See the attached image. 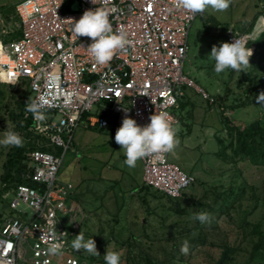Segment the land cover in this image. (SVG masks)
<instances>
[{
	"label": "built area",
	"instance_id": "1",
	"mask_svg": "<svg viewBox=\"0 0 264 264\" xmlns=\"http://www.w3.org/2000/svg\"><path fill=\"white\" fill-rule=\"evenodd\" d=\"M94 9L104 10L113 31L123 32L130 41L106 65L97 64L86 48L89 38L75 39L74 24L68 20H78ZM15 15L21 35L7 43L0 39V84H25L32 102L42 103L40 111L53 113L50 118L44 114L43 121L34 117L35 131L63 154L28 155L34 187L18 186L11 194L8 206L14 215L0 228V264H97L71 247L85 215L73 203V186L58 178L65 153L80 125L106 129L111 115L120 126L126 116L143 126L152 114L166 111L175 126L178 119L173 111L184 88L214 103L183 73L189 31L202 12L176 8L175 0H21ZM258 22L263 30L264 13ZM1 34L9 35L4 30ZM259 35L240 34L229 27L225 39L246 45ZM170 153L140 160L142 183L177 200L196 179L169 162ZM51 222L56 223L57 241L62 244L57 255L47 251Z\"/></svg>",
	"mask_w": 264,
	"mask_h": 264
},
{
	"label": "rangeland",
	"instance_id": "2",
	"mask_svg": "<svg viewBox=\"0 0 264 264\" xmlns=\"http://www.w3.org/2000/svg\"><path fill=\"white\" fill-rule=\"evenodd\" d=\"M20 1L0 0V9L4 5L13 6ZM261 6L260 0H230V6L227 10L218 12L207 7L202 12V16L196 18L192 23L183 73L211 97L223 96L225 94L224 84L227 83L228 104L246 98L244 90L248 84L245 83L240 87L237 85L239 78L244 79L240 72L235 71L231 78L229 70L220 74L215 73V62L208 57V54L214 45L219 46L223 42L216 37L221 33L224 24L233 27L235 31L241 34L243 30L250 28ZM17 19L15 14H9L8 20L3 14H0V39L4 42H10L12 40L11 35L19 30ZM211 19H214L220 26L210 29L209 34H207L205 31L207 29L206 23ZM252 28L249 34L260 33L259 22H256ZM2 30L9 35H2ZM247 70L249 71L248 68ZM253 74H257L253 81H258L260 73ZM17 91L19 92L21 89ZM12 94V90L7 85L0 84V139L3 138L4 132L14 131L15 126L10 114L15 111L16 106ZM183 94L184 101L189 103L183 108L173 111L177 119H180L174 126L179 143L169 154L168 160L178 165L183 172L192 175L196 182L181 199L174 200L175 203L185 209L186 214L183 216L169 210L171 205L166 200H154L151 196H147L145 207L150 206L154 214L149 218L145 217V232L149 235L150 241L155 243L153 247L157 250L160 249L159 246L169 249L174 241L175 243H183L188 238H194L196 232L187 233L185 231L197 225L193 216L200 212H206L212 216V223L210 225L200 224L202 227L218 226L222 231L220 237H223V231H229L231 240L235 238L236 221L238 222L241 212L249 211L250 214L246 216L247 221L253 224L262 222L264 228V168L254 167L243 162L235 170L234 166L219 160L215 156L219 149L215 135L221 132L222 126L218 120L219 111L217 107H210L201 95L192 89L184 88ZM260 95V90H258V93L251 97L252 105L234 112H228L229 119L235 121L236 125L241 128L257 118L264 121V103L259 102L258 97ZM53 120L58 121L59 117L55 116ZM119 127L120 125L117 124V129ZM102 130L103 132H98L97 129L86 130L83 125L78 127L63 158L58 178L61 182L73 186V203L80 206L85 215L86 224L82 225L80 232H86L88 236L102 241V244L96 245L97 251L105 254L115 250L122 256L124 250L118 246L115 239L108 240V243L105 241H107L109 232L112 231L119 235L116 236V239L122 241L128 237L130 230L137 236L141 235L139 227L142 223L140 226L133 224V222L130 223L134 218L130 215V211L134 202L132 194L137 193L138 195L137 188L142 186L143 166L140 160L137 161L134 168L126 166L124 164V150L120 149V146L114 141L116 130L114 132L109 129ZM220 135L226 136L222 133ZM10 147L0 146V176L3 173L2 166L5 154ZM231 185L243 186L246 189L242 201L237 204L234 211H231L234 223L230 222L227 217H222L216 221L219 212L192 206L188 203L187 199L195 198V200L209 204L215 210L217 205L212 196L214 190L219 189L222 192ZM251 187L256 189L257 203L251 201ZM142 195L145 196L144 193ZM2 199L9 204L11 194L2 196ZM135 210L137 211V207ZM2 211L6 210L3 202H0V212ZM147 212L148 210L144 209V213ZM141 217L143 216L141 215ZM114 219L119 220V225H114ZM177 231H182V233L178 235L177 233L180 232ZM212 236L216 239L213 234ZM74 238L71 239V242ZM168 238L172 240L164 242ZM210 251L215 255L218 252L217 249H210ZM86 255L89 253L86 252ZM205 261V256L199 254L198 259H193L191 263L205 264Z\"/></svg>",
	"mask_w": 264,
	"mask_h": 264
},
{
	"label": "trees",
	"instance_id": "3",
	"mask_svg": "<svg viewBox=\"0 0 264 264\" xmlns=\"http://www.w3.org/2000/svg\"><path fill=\"white\" fill-rule=\"evenodd\" d=\"M262 6L260 11L255 15L250 28L243 30V33H250L253 29V25L258 22L259 18L264 13V0H260ZM10 7V9H8ZM0 14H3L8 20L9 14H15V5H4L0 9ZM18 20V19H17ZM207 34L212 28L220 26L214 19L208 20ZM209 27V28H208ZM229 28L224 24L221 33L217 35V39L226 42L225 32ZM21 35L20 29L12 34V39H17ZM214 37V36H213ZM247 47L252 50V56L250 58V66L240 72L242 80H237V85L240 87L243 84H248V87L244 90L246 98L244 100L234 101L236 103L228 104L229 94L228 85L225 83V94L216 95L213 98L214 103L211 107L215 106L218 109V120L221 124V132L215 135L216 143L219 147L215 156L225 162L234 166L235 170L239 164L247 162L254 167L264 168V121L261 119H255L249 124H245L244 127L236 125L235 121H231L227 116L228 112L244 109L252 105L251 97L258 93H264V29L260 32L257 39L246 43ZM230 72V78L234 74L235 70L228 69ZM247 70V71H245ZM259 72L260 77L258 81H253L256 75L253 74ZM254 75V76H253ZM256 80V79H255ZM12 90L13 99L15 103V111L10 114L11 120L14 124V131L17 132L23 139V145L21 147L11 146L5 154V160L2 166L3 173L0 176L1 190H0V202H3L6 211L0 212V228L7 218L13 217V212L10 210L2 196L6 194H13L18 186L34 187L31 181L32 169L29 166L28 155L34 151H41L60 157L63 154L61 148H56L50 144L47 137L37 134L35 131L34 115L26 110L27 104L32 103V96L25 84L19 86H8ZM21 89V91H17ZM188 101H184L182 97L178 100V108H183ZM49 118L53 115L52 112L44 113ZM179 119V118H178ZM180 121V119H179ZM95 130V129H92ZM110 130V129H109ZM98 132H103L102 129H97ZM113 131V130H110ZM114 132V131H113ZM226 134L222 136L220 134ZM251 201L258 202V196L256 195V189L251 187ZM245 187H239L231 185L226 190L220 192L219 189H215L212 196L213 201L217 205V209L213 210L209 204L203 201L195 200V198H189L188 203L192 206L206 209L210 211L219 212L216 221L227 217L230 222L234 223L231 211H234L244 195ZM145 194V196L142 195ZM140 200L142 202L147 201V196H151L154 200H166L170 206L169 210L175 214L183 216L185 215V209L178 203H175L173 199H170L162 193L155 191L149 187L142 186L139 189ZM220 202V203H218ZM250 214L249 211L245 213L241 212L238 222L236 221L235 238H230L229 231H223V237H220L222 233L218 226H211L204 228L197 221V225L192 229H187V233L196 232L194 238H188L189 251L187 255L180 251L182 243H172L171 247H161L160 249H154V242L150 241L149 235L146 232L137 236L133 231H129L128 237L125 241L116 239L118 234L113 231L109 232L108 240L115 239L120 248L124 250V254L121 256L122 263L120 264H193V259L197 260L199 254L205 256V264H264V228L263 223H250L247 221L246 216ZM114 225H119V220L114 219ZM130 223H132L130 221ZM86 224V219L82 222V225ZM81 225V227H82ZM81 229V228H80ZM178 235L182 231H177ZM80 233V230L76 235ZM85 239L92 238L95 240L96 245L102 244V241L97 240L94 237H90L86 232L83 233ZM212 234L216 239L212 238ZM146 240V241H145ZM172 239L168 238L164 242H170ZM104 246V242H103ZM210 249H217V254H213ZM81 257L87 259L91 263L105 264L104 252L98 251L100 256L86 255V251L80 250ZM241 259V260H240ZM240 260V262H239Z\"/></svg>",
	"mask_w": 264,
	"mask_h": 264
},
{
	"label": "clouds",
	"instance_id": "4",
	"mask_svg": "<svg viewBox=\"0 0 264 264\" xmlns=\"http://www.w3.org/2000/svg\"><path fill=\"white\" fill-rule=\"evenodd\" d=\"M230 6V0H175V7L185 9L191 13L203 12L207 7L223 12ZM59 19V18H58ZM73 36L75 39L87 37L90 43L86 47L97 64H108L118 50H124L130 41L123 32L115 33L110 23L108 14L102 9L86 10L82 16L73 21ZM83 46V44H81ZM250 47L245 46L240 41L222 42L219 46L211 48L208 57L214 60V71L217 74L228 69L242 72L249 67L252 56ZM259 102L264 103V94L259 97ZM42 103L33 101L27 104L26 110L31 112L36 120L43 121L44 113L40 111ZM114 141L124 150V164L129 168H134L138 160L147 156L159 153L172 152L178 145L177 131L173 125V118L166 111L152 114L149 123L139 125L136 120L125 117L121 126L116 130ZM22 137L15 131H6L0 139V146L21 147ZM193 219L199 221L201 225H210L212 216L206 212L194 214ZM52 223V242L49 243L47 251L51 255H57L62 251V244L57 241L55 222ZM47 239V237H44ZM71 247L79 252L81 249L92 256H100L96 248L95 240L85 239L82 232L72 240ZM189 241L184 240L180 251L187 254L189 251ZM115 248V245H113ZM105 264H120L121 256L118 251H108L104 255Z\"/></svg>",
	"mask_w": 264,
	"mask_h": 264
},
{
	"label": "crops",
	"instance_id": "5",
	"mask_svg": "<svg viewBox=\"0 0 264 264\" xmlns=\"http://www.w3.org/2000/svg\"><path fill=\"white\" fill-rule=\"evenodd\" d=\"M261 31L262 30H261V27H260V32ZM115 125H116V128L115 129L114 128H110V127L106 128V129H110V130L115 131L117 129V123L116 122H115ZM84 129H86V130H92V129H99V128L95 127V128H84ZM141 182H142V177H141ZM142 186H143V183H142ZM140 188H137L138 191H139ZM73 197H74V193H73ZM132 197L134 198V202L132 203V207H131L132 210L130 211L131 212L130 215L132 217H134V218H132L133 221H131V222H133V224H135L137 226L138 225L140 226L141 223H142V225L139 227V229H140L141 233H143V232H145V229H146V227H145V225H146L145 217L147 216V218H149L151 215L154 214V212H152V209L150 208V206H148V208L145 207L146 204H144V202H142V200H140V195L139 194L137 195V193H134V194H132ZM138 197H139V199H138ZM135 207H137V211L135 210ZM144 209H147L148 212L147 213H144ZM134 215H136V216H134ZM141 215L143 217H141Z\"/></svg>",
	"mask_w": 264,
	"mask_h": 264
},
{
	"label": "water",
	"instance_id": "6",
	"mask_svg": "<svg viewBox=\"0 0 264 264\" xmlns=\"http://www.w3.org/2000/svg\"><path fill=\"white\" fill-rule=\"evenodd\" d=\"M108 121H109V127L110 128H116V125H115V117L114 115H111L108 117Z\"/></svg>",
	"mask_w": 264,
	"mask_h": 264
}]
</instances>
